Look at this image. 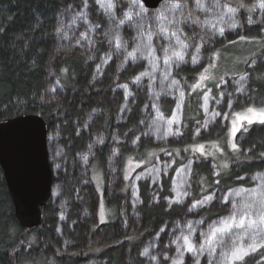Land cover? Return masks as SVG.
Returning <instances> with one entry per match:
<instances>
[{"label": "trees", "instance_id": "1", "mask_svg": "<svg viewBox=\"0 0 264 264\" xmlns=\"http://www.w3.org/2000/svg\"><path fill=\"white\" fill-rule=\"evenodd\" d=\"M183 1L192 4V0ZM116 2L120 8L126 5L121 0ZM86 3L87 6L85 0H0V120L22 113L42 116L48 132L55 130L58 135L54 153L60 163L56 172L52 169L54 193L42 207L41 223L30 228L22 227L14 214V203L0 166V264H23L24 261L35 264L37 258L42 259V264H173L177 259L181 264H196L200 253L194 259L185 254L180 257L168 244L166 233L172 230L170 234L174 236L178 230L176 224L180 223L184 228L188 226L192 238L196 239L201 228L206 227L203 225L209 226L227 215L230 203L240 200L241 196L255 192L256 199H261L264 194V124H254L245 132V139L240 143L242 159L233 160L226 167L217 166L213 174L205 157L198 154L199 159L192 162L190 190L186 194L181 182L187 172L176 171V165L164 171L159 167L157 174L151 170L139 171L135 190L133 187L124 191V180H118L115 175L109 195V179L105 174V199L109 207L115 209L116 217L98 226L94 224L97 194L92 182L81 179L77 155L95 134L101 133L104 142L93 144L92 160L100 165L102 172L111 148L116 146L124 160L130 154L128 143L133 137L138 145L132 153L136 158L151 149L167 148L169 150L164 151L174 152L177 163H182L193 154L185 151V147L192 143L189 140L195 137L194 129L204 118L205 126L211 123L219 132L223 126V123L220 125L222 113L230 103L239 104L242 99L243 104L264 106V57L251 61L259 54L264 56V48L251 54L238 74L246 76L241 88L243 95L237 94L233 99L236 88L232 83L226 85L227 96L233 101L227 96L221 97L219 112L204 116L198 102L200 92L191 89L200 70L212 62L220 48L242 39L264 44V18L248 25L246 12L254 11L250 0H242L237 13V34L229 33L226 41H214L213 45L204 47L203 64L199 68L177 66L164 81L166 70L161 67L164 59L156 53L146 56L139 52L142 48L131 49L124 43L130 34L119 25L123 14L122 19L116 14L107 19L105 13H100L103 10L97 11L95 0H86ZM129 11L132 9L128 8ZM72 25L77 28L73 29ZM105 29V35L99 34ZM75 34L82 36L84 39L80 42L86 45L92 38L91 47L73 43L71 39ZM65 36L70 39L65 41ZM120 49L124 50V58ZM129 53H134V57H129ZM180 87L185 92L184 98L179 93ZM181 97L185 126L178 125L180 131L170 123L163 128L159 121H153L155 117L165 122L171 120ZM181 109L182 103L180 115ZM143 121L146 124L143 125ZM85 122H88L86 128ZM158 131L161 133L157 134ZM177 131L178 139L186 142H170L177 139ZM206 136L204 131L197 134L202 139ZM158 140L159 143L153 142ZM163 141L170 143L161 144ZM118 172L121 176L122 164ZM255 173L258 180L254 179ZM178 188L184 195L179 199L175 192ZM238 190L243 192L240 196L231 194ZM201 191L208 193L201 195ZM131 194H135L133 202L137 201L138 205H129L123 213L120 209V213L124 219L127 216L134 221L135 227L130 223L128 227L127 221L122 225L119 222L122 200H127ZM210 194L212 199L197 203ZM192 204L196 206L190 207ZM91 236L97 241H89V244L103 245V249L87 254L85 248ZM231 247V241L220 240L215 252L205 251L199 264H221V248L229 251ZM145 248L147 255H141ZM25 251L29 253L24 254ZM235 264H264V247Z\"/></svg>", "mask_w": 264, "mask_h": 264}, {"label": "rangeland", "instance_id": "2", "mask_svg": "<svg viewBox=\"0 0 264 264\" xmlns=\"http://www.w3.org/2000/svg\"><path fill=\"white\" fill-rule=\"evenodd\" d=\"M122 3H125L126 5L124 7H119L116 3V0H113V10L112 14L106 13L100 5L96 2L97 11L102 13L107 19H110L113 17L114 14H116L119 19H123L124 23L119 25H123L122 27L128 30V33L130 34V37H127V41H124L127 46H129L131 49H134L136 46L140 53H144L149 55L150 53H156L159 58L164 59L163 65L161 66L164 68L165 76L162 78V80H167L168 77L171 74V70H174L177 66H190L192 68H199L203 64V48L206 46L213 45L214 41H226L228 39V34H237V31L239 29V22H238V11L240 8V4L242 0H201V2L205 5V10L201 11L196 7L197 0H192V4L187 5L183 0H162L157 7L154 8H148L146 7L140 0H137V3L135 6L132 4V0H121ZM251 5L253 8H255L254 13L247 11V24L253 25L258 23L261 19L264 18V9H261L259 7H255L259 0H250ZM176 3L179 4L180 7L176 11H164L169 7L170 4ZM219 3L220 7H213L214 4ZM224 5H228L230 7H233L236 9L234 14H224L223 20L219 19V17L224 13ZM143 7L145 11V15L143 16H136L133 15L131 20L125 19V13L127 12L128 8L132 9L133 13L139 12L140 7ZM167 17L166 20H158L157 16H159L161 13ZM119 13V14H118ZM123 14V17H120ZM135 16V18H134ZM249 20L252 21V23H249ZM63 24L68 28L69 25L65 22V19H62ZM168 21H174L172 24H169ZM62 25V24H61ZM84 25L89 26L87 22H84ZM74 25H72L73 27ZM165 29L164 33H161V28ZM76 29V27H73V29ZM223 29V34L221 35L218 31L219 29ZM90 30V28H89ZM75 31V30H74ZM171 33H176V35L179 37L180 41L183 42V44L187 45V47L182 48L181 45L177 42V39L171 35ZM99 34L105 35L106 29L103 32H100ZM167 36V38H166ZM64 37V36H63ZM66 40L70 39V36H65ZM84 38L82 36H79L75 34L72 36V42L77 44H85V42H80V40H83ZM92 38H89V43L85 47H91L92 45ZM81 46V45H80ZM264 48V44L262 42H259L257 40H249L242 39L241 41H238L237 43H229L225 46V48H220L218 51L214 53L213 60L211 63H209L207 66H203L204 68L200 70L198 76H196L195 81L193 82V85L191 87L192 91L194 92H200V101L198 99V102L200 103L201 107L203 108V115L206 116L212 112H219L220 110V100L221 97L227 96L226 91V85L231 84L236 89L232 93V97L234 99L237 94L243 95V91L241 88L244 87L246 76L241 74L242 70L244 69V66L248 60V57L252 54L254 55L256 51H259ZM122 52L121 57L124 58V50L120 49ZM117 54V53H116ZM180 54L183 56V59L180 60L178 58V55ZM119 55H117L118 57ZM121 57H118L119 60H121ZM196 58V62H193V58ZM263 55L259 54L256 56V58H253L251 61H255V59L260 60L263 59ZM118 60V61H119ZM207 70V71H206ZM204 74L207 77H210L208 79H204L201 81V75ZM231 76V77H226ZM243 77V79H241ZM198 82H201L202 86L200 87H193ZM181 89V90H180ZM179 93L184 94L182 95L183 98L185 97V92L180 87ZM239 89V90H238ZM215 90V92L213 91ZM184 92V93H183ZM215 93V94H214ZM227 97L230 98V102L233 101L232 97L228 95ZM52 98V97H51ZM178 98V97H177ZM181 97V101L178 100L174 117L165 122L164 119L161 121L155 117V120H153L155 123L159 121L160 126L164 128L166 124L170 123L175 130H178V125L181 128L184 125L183 118H182V112L184 108V99ZM220 98V99H219ZM227 98V100L229 99ZM242 99H239V104H229V108H226L225 112L222 113L221 120L223 123V126L220 128L219 132L212 127L213 124L209 123L207 126L204 125L205 120L202 121L201 125H198V127L194 129L195 137L190 139L189 141L192 142L191 144L187 145L185 147V151H190L191 154L190 157L186 158L184 162L177 163L176 154L172 151H164L169 150L167 148L161 149H151L149 150L145 155H143L140 158H136L132 153L133 151L137 150L138 145L136 144V141L133 138L129 141V155L125 157L124 160H121V155L119 153V150L117 147H112L110 153H107L105 158V169L104 172H102V169L100 165L96 161L92 160L93 151L95 145H100L104 142L103 135H100L101 133L95 134L92 141H88L85 145V148L83 151L79 152L77 155L76 163L78 165L79 170L81 171V179L86 180L89 182H92V185L95 188L96 194H97V201H96V207H95V217L94 221L96 226L99 224H103L104 222L110 221L114 219L115 216V209L109 207L108 203L106 202L105 195H104V181H105V174L107 175V178L109 179V185L107 189V194H111L112 187L114 186L115 182V175L118 176V180L123 179L124 180V186L123 189L126 191L127 188L131 190H135L137 187L136 183V176L139 171L146 173V170H151L152 173L157 174L160 169L167 170L172 168L176 165V171L178 170H185L186 173V179L181 182L183 185V192L186 194L189 193L190 190V173L192 170V162L194 159H199L198 154L204 156V160L208 162V166L210 169V172L213 174L216 171L217 166L226 167L229 162L239 161V159H242L241 149H240V143L243 142L245 139V132L254 124H264L260 123L258 121H254L253 123H248L247 120H238V115H248L251 116L250 113L247 112L249 108L256 109L257 111L264 109V106H252L243 104L241 102ZM182 103V109H181V115L180 112V105ZM235 105V106H234ZM142 124V123H141ZM146 124L145 121H143V125ZM142 125V126H143ZM182 125V126H180ZM88 126V122H85V128ZM206 127V128H205ZM168 128V127H167ZM236 128L235 134L233 135V129ZM180 131V130H178ZM177 131L176 138L178 139V135H180ZM206 132L208 136L204 137H197V134L199 132ZM160 134L161 132H157V134ZM145 134V132H144ZM146 137V135H144ZM143 136V137H144ZM136 138V137H135ZM58 139V135H56L55 130H50L47 133V149L49 154V161L51 164V168L54 172H56L60 168V163L58 162V158L56 157V153H54V144L56 143ZM172 140L170 142L175 143H183L186 141H182L181 139L178 140ZM102 141V142H100ZM154 143H159L158 141H153ZM168 142V143H170ZM167 142L161 144H168ZM235 144L236 148L233 149L232 145ZM175 150H179L176 148ZM161 152V153H160ZM164 153V154H162ZM162 154V155H161ZM196 154V156H195ZM244 155V153H243ZM163 156V157H161ZM165 159V160H163ZM122 164L123 173L120 176L118 169L120 168ZM90 166V169H89ZM159 167H161L159 169ZM118 168V169H117ZM87 169V171H86ZM264 172V171H263ZM264 176V173H263ZM254 177L256 180H258V174H254ZM140 180V179H138ZM173 180V179H172ZM138 182V181H137ZM136 183V184H135ZM157 184V183H156ZM135 185V186H134ZM133 192L131 193H134ZM176 193H180V189L175 190ZM52 193H54V190H52ZM206 191H201L200 194L204 195L207 194ZM239 193V195H237ZM243 192L235 191L231 193L233 196H240ZM255 192H253L251 195L241 196L240 200L238 201H232L233 203H230V206L228 209V214L222 217H219L216 219L215 222L210 224L209 226L203 225L206 227H202L198 236L196 239H193L190 230L188 226L185 228L181 226L180 223L176 224V229H178L174 236H172L170 233H172V230L170 232H167L168 235V244L174 248L178 249L180 248V251L183 252V254L188 255L192 259L197 256L199 253V249L201 244L205 241V236L209 233L210 228L212 226L219 225L220 221L224 220L225 218L230 217L233 212L237 213V216L243 214V208L244 205L250 204L251 207V213L255 214L261 211V199H256ZM136 194V193H135ZM135 194H131V197H129L127 200H122V203L119 208V222L122 224H125L127 221L128 227L132 226L135 227L136 223L134 221H130L127 216H125V219L121 213L126 211L127 207L129 205H138V202L136 201L134 204L133 201H135ZM50 195V196H51ZM184 195L181 194L180 198ZM206 196V195H205ZM211 197V194L206 196ZM50 198V197H49ZM262 198V197H261ZM60 198L59 200H61ZM205 199V198H204ZM63 201V200H61ZM127 205V206H126ZM193 207V204L190 206ZM122 211H121V210ZM121 211V213H120ZM86 212H83V215H85ZM121 214V215H120ZM101 215H103V221L101 220ZM62 217V216H60ZM85 217V216H84ZM93 222V221H92ZM130 223V226H129ZM91 228H95V225H91ZM129 230H134L135 228ZM60 231H63V228L60 229ZM170 234V235H169ZM242 234V229L239 228H232L228 232L224 233L221 238V236L218 235L215 243V248L218 246L220 240H225L226 242H230L233 245V242L236 243H242L245 246L249 244L251 241L249 239V236L244 235L243 240H237L235 239V236H240ZM184 236H189L190 242L193 245L194 249L197 251H187L185 242L183 240ZM179 237V239H177ZM248 237V240L247 238ZM89 241H97V239H94L93 236H91V239L89 237L86 251L87 254H94L98 253L103 249V245H95V244H89ZM175 241V243H173ZM247 241V242H246ZM43 248H46V242H43ZM66 242H62V245L65 246ZM205 251H207V246L205 247ZM204 251V252H205ZM178 252V251H177ZM203 252V254H205ZM209 252V251H208ZM222 253L227 252L224 251L223 248H221ZM29 253V251H28ZM27 251L24 252V254H28ZM179 253V252H178ZM221 253V256H222ZM203 254H200L199 256H204ZM152 257V255H151ZM198 257V259H200ZM37 262L35 264H42V259L37 258ZM197 261V260H196ZM23 264H31L27 261L22 262ZM86 263V262H85ZM81 263V264H85Z\"/></svg>", "mask_w": 264, "mask_h": 264}, {"label": "water", "instance_id": "3", "mask_svg": "<svg viewBox=\"0 0 264 264\" xmlns=\"http://www.w3.org/2000/svg\"><path fill=\"white\" fill-rule=\"evenodd\" d=\"M140 1L154 8L162 0ZM47 133V123L38 114L22 113L0 120V166L14 203V214L26 228L41 223L42 207L51 195Z\"/></svg>", "mask_w": 264, "mask_h": 264}, {"label": "snow or ice", "instance_id": "4", "mask_svg": "<svg viewBox=\"0 0 264 264\" xmlns=\"http://www.w3.org/2000/svg\"><path fill=\"white\" fill-rule=\"evenodd\" d=\"M96 2L100 5V7L108 14H112V10L114 7L113 0H96ZM137 3V0H132L133 6H135ZM85 6H87L86 0H85ZM180 7L179 4L172 3L169 5L167 9L164 11H176ZM196 7L200 9L201 11L205 10V5L201 2V0H197ZM213 7H220L219 3H216L213 5ZM224 13L219 17V19L223 20L224 14H234L236 9L233 7H230L228 5H224ZM243 7V5H241ZM255 7H259L261 9H264V0H259L258 4ZM255 10V8H253ZM78 15L83 16L84 13H79ZM133 15L136 16H143L145 15V11L143 7H140V11L133 13L131 11L125 13V19L131 20ZM158 20H166L167 17L163 14V12L157 16ZM174 21H168L169 24H172ZM120 24L124 23V20L119 21ZM249 23H252L251 20H249ZM220 34H223V29L218 30ZM165 29L161 28V33H164ZM172 36H174L177 39V42L181 45L182 48L187 47V45L183 44L182 41H180L179 37L176 35V33H171ZM167 38V36H166ZM121 47V44L119 43V37H117V48ZM129 57H134V53H129ZM178 58L180 60L183 59V56L180 54H177ZM193 62H196V58H193ZM207 71V70H206ZM141 75H147V73H141ZM210 77L205 76L204 74L201 75V81L204 79H208ZM139 80V77L136 78ZM243 79V77H241ZM202 86L201 82H198L193 87H200ZM239 90V89H238ZM183 95V94H181ZM248 113L251 114V116L248 115H238V120H247L248 123H253L254 121H258L260 123H264V109H261L257 111L256 109L249 108L247 110ZM171 123V122H170ZM236 128L233 129V135L235 134ZM167 134V133H166ZM102 142V141H100ZM233 149L236 148V145H232ZM255 179V177H254ZM180 193H177V199L180 197ZM239 195V193H237ZM211 197H205L203 201H198V204L206 203L208 200H210ZM261 211L258 213L252 214L251 213V207L252 205L246 204L243 208V214L237 216L236 212H233V214L225 218L224 220L220 221L219 225L212 226L210 228L209 233L205 236V241L203 244H201L200 249L198 250L200 254H203L205 251V247L207 246V250L209 251V254L215 252V243L216 239L219 236H222L224 233L228 232L232 228H239L242 229V234L240 236H237V240H243L244 235L249 236L250 243L246 246L242 243H236L233 242L232 247L229 251L222 253L223 259L221 260V264H235L237 261H243L245 256H248L250 253L256 252L258 249L264 247V194H262L261 198ZM196 205H193L195 207ZM101 220L103 221V215H101ZM163 231V229L161 230ZM179 239V237L177 238ZM183 240L185 242L186 250L187 251H197L194 249L193 245L190 242L189 236H184ZM175 243V241H173ZM177 251L179 252L180 257H183V252L180 251V248L178 247ZM148 249L145 248L144 252L141 253V255H147ZM152 259H155L153 257ZM173 264H181V260L177 259L173 261ZM196 264H199V259H197Z\"/></svg>", "mask_w": 264, "mask_h": 264}, {"label": "flooded vegetation", "instance_id": "5", "mask_svg": "<svg viewBox=\"0 0 264 264\" xmlns=\"http://www.w3.org/2000/svg\"><path fill=\"white\" fill-rule=\"evenodd\" d=\"M53 173V172H52ZM51 192H52V190H51Z\"/></svg>", "mask_w": 264, "mask_h": 264}]
</instances>
